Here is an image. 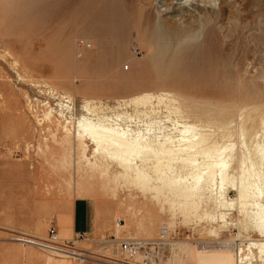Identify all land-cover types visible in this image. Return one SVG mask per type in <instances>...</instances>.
<instances>
[{
	"label": "rangeland",
	"instance_id": "1",
	"mask_svg": "<svg viewBox=\"0 0 264 264\" xmlns=\"http://www.w3.org/2000/svg\"><path fill=\"white\" fill-rule=\"evenodd\" d=\"M185 33L192 44L173 54ZM44 85L76 109L90 100L113 110L169 90L192 123L218 138L233 131L238 143L241 133L264 130V0H0V264H78L18 239H46L53 221L61 241L73 240L80 199L94 204L96 222L74 242L81 264L120 258L116 248L128 238L162 243L148 264H195L199 249L227 245L242 250L240 264H264L249 245V235L261 237L246 230L235 205L227 226L213 211V219L199 212L183 221L104 174L93 154L82 159L77 142L45 118V103L58 109L59 100ZM122 110L136 116L133 104Z\"/></svg>",
	"mask_w": 264,
	"mask_h": 264
},
{
	"label": "bare ground",
	"instance_id": "2",
	"mask_svg": "<svg viewBox=\"0 0 264 264\" xmlns=\"http://www.w3.org/2000/svg\"><path fill=\"white\" fill-rule=\"evenodd\" d=\"M180 33L174 29L173 36ZM185 35L184 39L179 38L173 54L192 44L194 36ZM44 86L49 95L59 100L58 109L45 103V118L61 125L69 141L77 142L82 159L89 161L90 153L93 154L102 161L104 174L116 180L122 178L124 183L148 192L183 221L199 212L206 216L213 211L227 226V211L235 205L238 215L245 219L246 230L261 237L249 235V245L256 247L264 261V130L243 132L238 143L231 141L235 137L233 131L221 132L218 138L214 130L192 123L169 90L123 100L113 110L93 105L90 100L76 109L75 105L64 104L65 94ZM130 104L134 105L136 116L122 110ZM161 105L167 110L164 117L160 115ZM127 120H135V125L127 124ZM232 193L234 199H230ZM23 234L18 240L40 247V238ZM225 248L199 249L195 264H240L244 259L239 255L241 249L228 245ZM81 251L74 248L70 252H50L78 260ZM59 264L74 263L63 259Z\"/></svg>",
	"mask_w": 264,
	"mask_h": 264
},
{
	"label": "built area",
	"instance_id": "3",
	"mask_svg": "<svg viewBox=\"0 0 264 264\" xmlns=\"http://www.w3.org/2000/svg\"><path fill=\"white\" fill-rule=\"evenodd\" d=\"M73 240L67 241L64 239L61 241L58 238V232L55 223L52 221L48 229V235L46 239H40L38 245L47 251H53L57 253L65 252L66 249H74V242L80 239H85V234L78 232L74 236ZM88 239V238H87ZM86 240V239H85ZM71 243V245H69ZM161 242L148 241L144 239L128 238L119 243L116 248V255L120 258H112L110 256H103L106 264H148L147 254L152 252L156 247L161 248ZM161 250V249H160ZM159 250V251H160ZM78 258L79 262L86 260L84 253ZM84 262V261H83Z\"/></svg>",
	"mask_w": 264,
	"mask_h": 264
},
{
	"label": "crops",
	"instance_id": "4",
	"mask_svg": "<svg viewBox=\"0 0 264 264\" xmlns=\"http://www.w3.org/2000/svg\"><path fill=\"white\" fill-rule=\"evenodd\" d=\"M93 208L94 204L91 201L89 202V199H80L76 202L75 209L72 213V229L74 231V236L78 232L87 235L93 234L96 231ZM57 232L59 237L62 233L61 231H58V229Z\"/></svg>",
	"mask_w": 264,
	"mask_h": 264
}]
</instances>
